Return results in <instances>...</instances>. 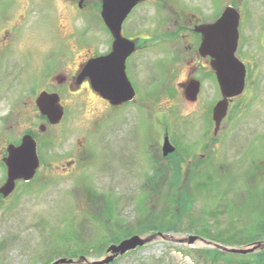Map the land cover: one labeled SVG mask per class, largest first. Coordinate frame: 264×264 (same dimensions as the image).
Masks as SVG:
<instances>
[{
	"label": "rangeland",
	"instance_id": "1",
	"mask_svg": "<svg viewBox=\"0 0 264 264\" xmlns=\"http://www.w3.org/2000/svg\"><path fill=\"white\" fill-rule=\"evenodd\" d=\"M73 105L52 141L57 156L42 151L40 175L0 195V264H91L154 235L109 264H264V249L233 255L209 244L264 243V61L216 135L209 101L175 100L150 115L139 106L107 115L82 97ZM164 133L175 148L166 156ZM81 145L68 166L64 151ZM6 179L0 163V188Z\"/></svg>",
	"mask_w": 264,
	"mask_h": 264
},
{
	"label": "flooded vegetation",
	"instance_id": "2",
	"mask_svg": "<svg viewBox=\"0 0 264 264\" xmlns=\"http://www.w3.org/2000/svg\"><path fill=\"white\" fill-rule=\"evenodd\" d=\"M83 1L0 0V163L6 177L12 151L20 149L27 138L39 160L34 179L41 172L42 151L50 158L57 156L56 151L51 152L52 141L76 97L100 103L107 115L120 114L132 106L150 115L155 108L163 111L165 103L175 100L189 105L209 101L213 118V110L222 99L213 69L217 26L211 34L215 37L211 54H203L201 47L204 30H212L226 11L225 34L229 37H233L234 15L238 14L235 55L245 65L246 77L248 70L260 69L264 61V0H132L120 26L118 51L116 36L106 23V0H99L97 8L86 4L85 9ZM82 8L84 24L80 25L74 14ZM111 11L115 18L121 17V4L117 1ZM123 56L135 96L114 106L91 89V78L84 76L83 70L95 60L105 64L113 57L109 69L120 75ZM245 91L246 83L242 95ZM43 93L57 96L58 105L51 99L41 110L37 100ZM238 97L230 100L228 112ZM60 112L63 116L58 120ZM162 137L157 143L161 151L169 139L165 133ZM81 148L64 151L71 152L68 166L75 164Z\"/></svg>",
	"mask_w": 264,
	"mask_h": 264
},
{
	"label": "water",
	"instance_id": "3",
	"mask_svg": "<svg viewBox=\"0 0 264 264\" xmlns=\"http://www.w3.org/2000/svg\"><path fill=\"white\" fill-rule=\"evenodd\" d=\"M117 1L119 4H121L123 13L121 17L119 16L115 18V14L111 10L116 5ZM131 4L132 0H106L104 4V9L107 12L106 23L109 29L116 36V51L120 49V26L128 10L131 8L129 7L128 9V6ZM228 16L229 12L226 11L220 18V20L217 22V25L212 27V30L210 28L204 30L203 44L201 47V51L203 54H211V45L215 42V37L211 34L217 26V62L213 64V69L217 74L218 84L222 94V100L217 103L213 110L215 134L219 132L222 121L226 118L228 114L230 100L242 95L246 83V67L241 61L236 58L235 55L238 39L236 31L238 23V14L236 13V15H234L236 19L234 20L235 23L233 24L231 29L233 32V37H229V35L225 34ZM124 60L125 57L123 56L121 61L120 75L116 72V70L114 71V68L109 69V64H114L113 57L103 62L105 64H102L101 60H95L89 65H87L86 68L83 70V75H89L91 78V89L95 93L107 99L114 106L129 102L135 96L132 85L125 74ZM50 100L56 105H58L59 99L57 96L48 95L46 93H43L39 96L37 103L41 110L42 106L48 103ZM55 110L58 111L59 106H56ZM57 116L58 120H60L63 116L62 112L58 113ZM27 139L24 141L20 149L12 151L11 159L8 164L7 180L6 183L0 188V194H2L5 198L14 192L16 188V182L18 180L30 181L31 179H33L39 167V160L35 152L34 144L30 145V142ZM174 150L175 148L171 145L169 139L166 138L163 147L164 156L168 155L169 153H172ZM155 238V235L146 239H142L138 236H135L128 240H124L119 245H112L111 247H109L107 251L112 252L113 256L91 264H109L116 257L124 255L129 251L135 250L138 247H142L153 241ZM195 240V237H191L188 240L189 244H192L193 242H195ZM209 244L213 245L216 249L222 252L233 255H248L254 253L257 250L264 249L263 242H257L253 244V247L251 249L227 248L225 246L213 242H210ZM67 262L68 261L66 259H61L54 264H64ZM69 262H72V260H70Z\"/></svg>",
	"mask_w": 264,
	"mask_h": 264
},
{
	"label": "trees",
	"instance_id": "4",
	"mask_svg": "<svg viewBox=\"0 0 264 264\" xmlns=\"http://www.w3.org/2000/svg\"><path fill=\"white\" fill-rule=\"evenodd\" d=\"M263 227V229L262 230H264V226H262ZM207 237H209V236H207ZM216 240V239H215ZM219 253V252H218ZM220 254V253H219Z\"/></svg>",
	"mask_w": 264,
	"mask_h": 264
}]
</instances>
